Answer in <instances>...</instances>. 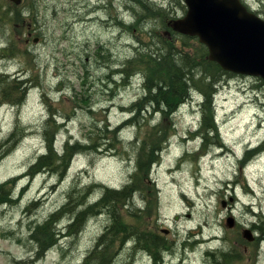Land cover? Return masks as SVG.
<instances>
[{"label": "rangeland", "instance_id": "obj_1", "mask_svg": "<svg viewBox=\"0 0 264 264\" xmlns=\"http://www.w3.org/2000/svg\"><path fill=\"white\" fill-rule=\"evenodd\" d=\"M144 1L162 4V0ZM260 1L247 0L253 7ZM26 2L25 12L35 3L38 20L44 15L56 17L57 25L46 30L25 19L13 25L10 21L0 23V142L15 132L18 136L23 134L17 147L3 158L0 154V185L5 183L6 191L13 189L16 199L0 206V264H85L88 252L107 230V214L93 216L85 228L72 235L66 227L73 215L63 214L57 231L64 237L45 253L38 251L39 243L32 232L35 227L47 228L40 223L66 203L74 185L79 188L93 184L85 197V202H89L102 194L100 185L120 187L126 182L137 188L132 190L135 196L123 202H130L129 208L120 206L130 225L123 223L133 227L140 237L127 242L122 240L124 236L111 233L106 237L110 242L105 257L98 255L90 264H217L216 260H221L219 251L228 253L226 264H264V234L248 213L253 207L264 215L262 81L244 74L221 75L223 82L213 99L214 112L210 109L216 121L213 132L218 133L209 132L211 129L202 118L201 98H191L173 116H146L141 112L146 102L133 108L143 93L142 80L122 89L123 77L116 76L114 70L121 59L134 54V36L148 38L146 33L150 34L151 29L165 38L173 34L165 26L172 18L186 13L185 0H166L164 8L168 13H161L158 19L146 18L132 31L117 25L115 19L108 23L101 19L91 22L94 14L83 12L77 16L74 12V4H85L95 11V3H113L116 16L124 14L132 19L134 11L124 12V6H128L123 5L124 0H81L82 4L76 0ZM98 10L104 18L108 17ZM28 31H33V38L39 40L34 42ZM177 39L170 42L192 52L201 44L197 38L188 37L185 46ZM79 42L86 51L74 47ZM92 77L100 87L102 83L103 91L104 83L109 81V90L86 99L82 97L83 81ZM198 87L210 91L205 86ZM76 91L81 93L79 97ZM51 109L69 119L59 118L57 124H46ZM131 111L135 116L128 121ZM125 119L130 125H122ZM155 125L166 131L165 138L169 137L171 143L148 177L146 171L153 151L145 145L138 153L139 146L131 140L152 135ZM56 129L57 153H61L64 141L70 137L73 142L79 140L80 145L104 153L96 156V150L88 153V148H84L87 153L74 156L68 167L57 156L51 166L55 169L30 176L31 164L47 151L46 136L54 138ZM107 129H116L109 132V138ZM15 140L10 138L8 143ZM256 153L260 156L247 165ZM241 156L244 158L239 160ZM140 159L144 163L141 173ZM80 200L83 198L78 204ZM230 218L234 226L228 222ZM246 227L252 229L255 241L243 237ZM43 232L47 236L50 230ZM158 244L164 253L158 251ZM207 249L210 254H205Z\"/></svg>", "mask_w": 264, "mask_h": 264}, {"label": "trees", "instance_id": "obj_2", "mask_svg": "<svg viewBox=\"0 0 264 264\" xmlns=\"http://www.w3.org/2000/svg\"><path fill=\"white\" fill-rule=\"evenodd\" d=\"M1 4H0V11H8L11 14L15 15V13L18 14V17H20L23 13H25V11L23 10V8L28 5L27 2L25 1V3L23 5L17 6L15 4H13L12 2H10L9 0H0ZM263 1V0H262ZM136 3L141 6L143 4V8L145 7H151L152 3L150 2H145L144 0H135L134 3V7L136 6ZM148 3V6H146V4ZM36 8V4L33 3L30 5L29 9H35ZM133 11H135L133 9ZM146 12H149V14L151 16H146L145 14L136 16V13L134 14V22L133 23H126L123 22V24H121L120 26L129 29L130 31H132L136 25L140 22H142L144 19H146L147 17L150 18H154V16H156V19H158V15H160L161 13H163L162 11H159L156 13V15L152 14V12L150 10H146ZM168 13V12H166ZM165 14V13H164ZM33 20V19H32ZM4 19H2L0 17V23L3 22ZM18 21H21L18 20ZM35 21V20H33ZM15 20H11V22H9L10 24H14ZM29 22V21H27ZM167 28V26H165V29ZM156 30L155 29H151V33L148 34L146 33V35L148 36L150 40L149 43H147L146 45L144 44V46L141 47H137L136 44L134 43V54L132 57H134L133 59H129L128 61L131 65L136 67L137 63H144V61H147L149 63H156V61H158V63H164V65L166 66V72L159 70L155 67H147L142 69V71L145 73L148 72H153L157 79L156 81L150 83L147 82L145 79V85H146V89L143 91V93L138 97V99L136 100V102L133 104V108L136 107L138 104L142 103V102H146L148 103L149 106H152L154 104L155 101L162 99L164 94H167L169 89L173 90V93H175L178 90V87H176L174 84H172L173 82L171 80H174V78H172L171 76H173V74L178 75V77L176 78V82H182L185 84H188L191 82V80L195 79V75L198 77H200V80H203V83L205 82L206 79L211 80L212 78L215 79V75L217 74V72H214L215 70L217 71H222L221 67L213 61L208 60L207 58V48L205 45L200 44V46L196 49V52H192L190 50H185L183 48H178V46L173 43L170 42L169 40H160V39H156V36L158 34L155 33ZM28 33V32H27ZM175 35L178 37L179 40H181L183 42V45H187V43H185V39L188 38L187 36L184 35H180L175 33ZM177 39V40H178ZM10 47V46H9ZM8 47V49H9ZM6 49V50H8ZM181 49V52L178 50ZM178 56V57H177ZM167 57V58H164ZM164 58V59H163ZM176 58H180L182 59V63L178 62H172L171 64H169L167 62V59H175ZM161 59V60H158ZM180 63V64H179ZM201 66V70L197 72V70L195 69V67ZM115 75L116 76H121L123 77V79H125V70H121L120 67H118L117 69L114 70ZM222 73H225L224 71ZM170 74V75H168ZM199 74V75H198ZM169 80V81H168ZM218 80V79H217ZM3 81V80H2ZM263 83V82H262ZM213 84H216V79L213 81ZM148 86V87H147ZM189 86H197V85H189ZM212 86V85H211ZM209 88L210 91H207V89H204V101L209 105L208 106H204L206 108V112L207 114L204 115V122L205 124L208 126H212V127H216L215 124V120H214V116H211V112L210 109L213 107L212 106V102H213V95L216 93V89L214 86L212 87H206ZM162 95V97H161ZM204 105V103H203ZM132 109V108H131ZM46 124H49L48 121H46ZM20 126V124L16 125V130H18V127ZM46 129V127H45ZM58 131V129L55 130V133ZM18 132H15L12 134V136L10 138L12 139H16L13 144H9V139H5L3 141L0 142V150H3L4 148H6V150L2 151L1 156L2 158L5 157L13 148L17 147L19 144V136L17 135ZM21 135V134H20ZM46 140L47 143H51L53 141V137L52 138H48L46 136ZM70 147H79L78 149L75 150V152L77 151H81L84 150V148H86V146L82 147L81 145H69V143H66L65 149L66 152L64 154V157L62 159H60L62 162H65L66 166H68L69 162L71 161V159L73 158V156L75 155V152L73 153V151H70L71 148ZM50 149V148H49ZM152 150V149H151ZM51 151V149H50ZM153 151V150H152ZM153 157H151L148 166H147V173L146 175L148 176L149 174V170L151 169L150 167L153 165V163L157 160V154L153 151ZM54 155H49L48 152L43 153L41 155L38 156V158L35 160V162L30 166L29 169V174L31 176H33L34 174H36L37 172H40L42 170H46V169H51V168H56V166H52V160L54 159ZM57 159V157H55ZM144 163L141 161V159L139 160L138 163V171L141 173L142 172V165ZM132 183H125L124 185L120 186L119 188H122L121 190H116L114 188L116 187H110L109 185L103 184L100 185L102 186L103 192L102 194L95 199L94 201H88L89 202H85V200H87L86 197V193L90 191V188L93 186V184H89L83 187H79L77 188V185H74L71 188V192H69V196L74 195L75 191L77 192H83L82 198L83 200L79 201V204L77 203V201L75 203L72 204V200H70L68 203L63 204L57 211L52 212L43 223L40 224H44V227L47 228H42L41 226L37 229L35 227L34 231L32 232L34 238H36V240L38 241V245H39V249L40 251H45L48 247H50L51 245H53L55 243V240L57 238V235H59V231L55 230L54 228H52V225L57 222L60 217L64 214V216L71 214L72 219L75 217L77 219L76 223L74 224H69V226L71 225H76L81 223L82 221H85L86 219L88 220L89 218H91L93 215H97L100 212H104V214H107L108 216V223H107V230L104 231L103 234L100 235V237L97 240V243L95 244V246L92 249V253L88 254L86 259H85V264H90L91 259L94 258L97 254L98 251L103 252L106 251V247L108 246L109 242L106 239L107 236H109L111 233H113L115 236L118 235V231L120 230V234H125L127 231L124 228V225H130L129 222H127L125 220V217L123 216V214L121 213V208L120 206L126 207L127 209L129 208V203L127 204H123V202L125 200H129L130 199V193L133 189L137 188L136 185L132 186ZM6 184H2L0 185L1 191H0V206L1 203H9L12 202V200L14 199V196L12 194V191H6ZM113 193H115V196H113ZM126 194V197H125ZM77 206H81V208H79L75 214L74 210L76 209ZM74 213V214H73ZM71 219V220H72ZM126 222L123 223V222ZM123 226V227H122ZM37 229V231H36ZM46 229L50 230V233L47 234V236L45 235V231ZM118 229V231H117ZM70 231L72 233L77 232L78 229H71ZM107 231V232H106ZM43 236V237H41ZM46 236V237H45ZM49 237V239H47ZM104 241H107L108 244L106 246V242L103 244ZM43 242L47 243V246L43 245ZM221 255V260L217 262V264H225V260L222 259L223 256H225L224 252H220ZM102 264V262L100 263Z\"/></svg>", "mask_w": 264, "mask_h": 264}, {"label": "bare ground", "instance_id": "obj_3", "mask_svg": "<svg viewBox=\"0 0 264 264\" xmlns=\"http://www.w3.org/2000/svg\"><path fill=\"white\" fill-rule=\"evenodd\" d=\"M76 1L80 2L81 0H76ZM84 2H86V1H83V3ZM160 2L162 4H158V5L157 4H155V5L152 4L151 7L149 6V7H146V8L144 7L143 8V4L141 6H139L137 3H136L137 7H134L135 0H124L123 5H128V6H124L123 9L125 10L124 11L125 13H128L129 10H131V9L133 10L134 9L135 10L134 14L136 13V16H139V15H142V14H145L146 16H151L149 14V12H146V10H150L152 12L153 16H154V14L156 15V13L159 12V11H162L163 13H166L168 11V10H166L164 8L166 0H162ZM94 5H95V8H97L95 11H93V10L89 9L88 7H86L85 4L84 5L82 4V6L74 4V6L76 7V9H75L76 11L74 10V12L77 14V16L81 15L83 12L86 13V14H94L93 15L94 17H92L90 19L91 22H94L97 19H101L104 23H108V20L111 21L112 19H115V23L117 25H121V24H123V22H126V23H133L134 22V18L131 19V18H129L128 16H126L124 14L116 16L117 9L111 4L108 5L106 3L105 5H102V3H95ZM130 6H132V7H130ZM146 6H148V3L146 4ZM98 9H101V11L104 13V15H107L108 17L104 18V16H102V13ZM38 11H39L38 9H28L25 13H23L20 17H18L17 13H15V15H13V14L10 15V13L8 11L6 12V10H5V11H2V12L0 11V17L2 19H4V21H7V22H9V21L11 22V20L18 21L20 19H25L26 21H29V22L32 23V21L35 20L34 23H35L36 27L38 25L39 27H43V29H46V30L49 27H54L55 25H57V20H55L56 17H46L45 15L42 18L40 17V19H39V20H42L44 22V25L41 24L40 21L38 20ZM85 11H87V12H85ZM147 18H150V17H147ZM154 18L156 19V16H154ZM107 26H110V24H107ZM174 32H172L173 34L168 36V38H165L161 34H158L156 36V39L174 41V40L177 39L176 35L174 37V34H175ZM132 40H133V43H135L137 47H141V46H144V44L146 45L147 43H149L151 39L144 38L143 36H134ZM67 41H68V39H67ZM81 44L82 43H80V42L76 43L74 45V47L75 48H80L81 50L86 51L85 46L84 45L81 46ZM178 50L181 52V49H178ZM117 58L121 59L122 56H118ZM117 58H116V61L118 60ZM133 58L134 57H130L129 56V59H133ZM164 58H167V57H164ZM158 60H161V59H158ZM167 62L169 64H171L172 62H176V63L180 62V63H182V59H180V58H176V60L175 59H167ZM118 66L120 67L121 70L124 69L125 73L128 74V76L125 77V79H123V81L120 83V86H121L122 89L130 88L132 85L134 86L133 83H134L135 80L136 81L142 80L141 86L143 87V91H144L146 89V85H145L144 79L147 82H150V83L156 81V79H157L156 75L153 72H148V73L144 74V72L142 71V69H144V68L155 67V68H157L159 70H162L164 72L167 71L166 70V66L164 65V63H158V61H156V63H149L147 61H144V63H140V64L137 63L136 67H135V66H133V65H131L129 63L128 58H125V59H121L120 60V62L118 63ZM201 68H202L201 66L195 67L197 72L200 71ZM223 71L225 73H222ZM214 72H217V74L215 75V79H216V84L215 85L213 84V81L215 80L214 78H212L211 80L207 79V82L203 83V81L200 80V77H199L200 75L199 74H198L199 75L198 77L195 75V79L191 80V82L188 83V84H185V83H182V82H178L177 83L176 82V78L178 77V75H176V77H175V75L173 74V76H171V77L174 78V80H171V81L173 82L172 84H174L176 87H178V90L175 93H173V90L169 89L168 93L164 94L162 99H159V100L155 101L152 106H149L148 103H146V106H145L144 109L140 108L141 112L144 113L146 116H154L155 114H158V113H163L164 117L165 116H173L174 114H176V112L179 109H181V107L183 108V105L186 102H188L191 98L195 97V99L196 98H199V99L201 98L202 99V101L200 103V107H201V111H202V113H201L202 118H204V115L207 114L206 108L204 106L206 105V106L209 107V105L204 101V92L198 86H203V87L204 86L205 87L214 86L215 89L218 90V88L220 87V85L223 82V80L221 78V75L224 76V75H234L235 74V73H232L230 71H225V70H222V71L221 70L220 71H218V70L216 71L215 70ZM168 75H170V74H168ZM83 84H84L85 88L83 90L82 97L86 96V99L87 98L91 99L92 97H97L101 93H104L107 90H109V86H108L109 81H108V84L104 83L105 87H104V91H103L102 83H101V87H100V84L98 83V81L96 79H94L93 77L84 79ZM191 84L192 85H197V86H189ZM76 94H77V97H79L81 95V93H79L77 91H76ZM215 95H216V93L213 95V97H215ZM161 97H162V95H161ZM45 100H46V102H48L47 98H45ZM203 103H204V105H203ZM213 104L214 103L212 102V106H213ZM128 113L131 114L130 116H128V121H130V120H132L134 118L135 112L131 111V112H128ZM59 118L62 119V120H68L69 119L62 112L55 111V110L51 109L50 112H49L47 121H48V123L50 125H53V124H57L58 123V119ZM128 121L125 119L123 121L122 125H126V126L130 125V123ZM154 128H157V129L153 130L154 132H153L152 135L150 134V136L148 135L147 137L140 136V139L138 137H136V138H133L131 140V142H132V144H135V145L139 146L138 147L139 148L138 153H141V146H143V147L145 145L147 147L150 146V148L157 154V157H158L157 160L153 164H158L160 162V157L161 158L163 157V153L168 151L169 145L171 143V139L169 137H167V139L165 138L166 131L164 129H162V131L159 130L160 128H158L157 125H155ZM208 128L211 129L209 132H213L214 127L208 126ZM115 130H113V131H115ZM113 131H109L108 129L106 130L107 138H109L108 137L109 132L112 133ZM215 132L218 133L216 130H214L213 133H215ZM151 136H154V138H151ZM19 139L20 140L23 139V134H21L19 136ZM68 143H69V145H75V144L78 145L80 143V141L78 140V141L73 142V137L72 138L70 137L68 139ZM81 146L84 147V145H81ZM46 147H47V151L46 152H48L49 155H54L55 157L59 156L60 159H62L64 157V154L66 152V149H64V150L61 151L60 154L57 153L58 152V147L56 146V142H53V141L50 144L47 143ZM49 148L51 149V151H50ZM70 148H71L70 151H73V153H74L75 150L78 149L79 147H70ZM86 148H88V153H90V152L93 153V150H96V152L94 154L96 156L102 155L104 153L103 150H100V149H95L94 148V149L90 150L88 145H86ZM260 150L263 151L264 149L261 148ZM248 151H250V149ZM84 153H87V151H85V150L77 151V152H75V156L79 155V154H84ZM188 153L192 154L193 151H188ZM184 154H185V152L183 153V156H184ZM259 154L260 153H256L255 155H253L252 158H250L247 161V165H249L253 161V159L254 160L257 159L260 156ZM243 158H244V156L243 157L241 156V157H239V160H242ZM114 189L121 190L122 188H114ZM0 191H1V188H0ZM252 191H254V190L252 189ZM129 193H130V197H134L135 194H136V192H134V191H131ZM13 195H14V191H13ZM82 195H83V192H77V191H75L74 195H72V196H69V193H68V197H67L66 203H68L70 200H72V204H73L76 201H78L82 197ZM113 196H115V193H113ZM125 197H126V194H125ZM6 204L7 203H1V207H3ZM248 213L255 219L253 224L257 227V229H259V231L261 230L262 233L264 234V215L261 214V211H255L253 209V207H252V208H250ZM97 215H99V216L104 215V212H100ZM93 216H95V215H93ZM93 216L91 218H89L88 220L86 219L85 221H82L79 224H76L74 226L73 225L69 226L70 223L71 224L76 223L77 219L74 217L72 220H70V222L68 223L66 228H68L69 230H70V228L71 229H78V231L74 232V233L69 231L71 233V235L72 234H76L79 231H81L82 228H85L84 226H86V224L88 225L89 221L93 218ZM58 224H59V220L52 225V228L57 230ZM123 229H125L127 231L125 234H120V230L118 231V229H117L118 235L124 236V238L122 240H125V241L129 242V241H132V239L134 237H137L139 239L140 234L138 232H136L133 227L124 226ZM243 237L246 238V236L244 235V231H243ZM107 240L109 241L108 238H107ZM247 240L250 241L249 239H247ZM105 242H106V246H107V244H108L107 241H104L103 244ZM250 242H252V241H250ZM43 245L47 246V243L43 242ZM157 249H158L159 252H160V250L162 251V253L165 252L163 247L160 244L157 245ZM91 251H89L88 254H91L92 253ZM105 252L106 251H103V252L98 251L96 256L94 258H92V259H96V257L98 255H100L101 257H105V255H104ZM205 254H210V251L207 249L205 251Z\"/></svg>", "mask_w": 264, "mask_h": 264}, {"label": "water", "instance_id": "obj_4", "mask_svg": "<svg viewBox=\"0 0 264 264\" xmlns=\"http://www.w3.org/2000/svg\"><path fill=\"white\" fill-rule=\"evenodd\" d=\"M20 4L22 0H12ZM185 17L172 20V28L198 36L209 58L229 71L264 78V20L240 0H186ZM245 235L253 239L251 231Z\"/></svg>", "mask_w": 264, "mask_h": 264}, {"label": "flooded vegetation", "instance_id": "obj_5", "mask_svg": "<svg viewBox=\"0 0 264 264\" xmlns=\"http://www.w3.org/2000/svg\"><path fill=\"white\" fill-rule=\"evenodd\" d=\"M244 1V0H243ZM262 1V0H261ZM264 1V0H263ZM246 3V2H245ZM263 11H264V8H263Z\"/></svg>", "mask_w": 264, "mask_h": 264}]
</instances>
